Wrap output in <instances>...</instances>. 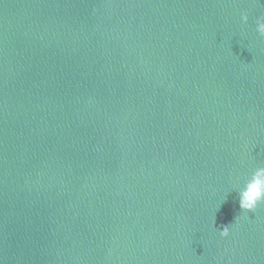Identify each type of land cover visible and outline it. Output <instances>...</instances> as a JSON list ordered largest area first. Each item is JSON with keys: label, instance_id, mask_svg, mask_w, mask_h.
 <instances>
[{"label": "water", "instance_id": "1", "mask_svg": "<svg viewBox=\"0 0 264 264\" xmlns=\"http://www.w3.org/2000/svg\"><path fill=\"white\" fill-rule=\"evenodd\" d=\"M0 264H264V0H0Z\"/></svg>", "mask_w": 264, "mask_h": 264}]
</instances>
